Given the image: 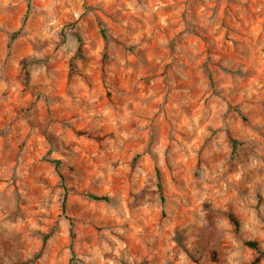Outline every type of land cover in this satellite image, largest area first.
Segmentation results:
<instances>
[{
    "label": "rangeland",
    "instance_id": "1",
    "mask_svg": "<svg viewBox=\"0 0 264 264\" xmlns=\"http://www.w3.org/2000/svg\"><path fill=\"white\" fill-rule=\"evenodd\" d=\"M73 5L81 10L79 20ZM130 5L143 10L134 14ZM41 7L40 0H13L0 8V80L9 84L0 90V184L5 185L0 196L9 204L15 199L7 219L25 220L7 239L0 235V264L4 258L10 264H101L100 257L116 264H228L236 249L223 239L209 249L211 237L202 235L193 195L201 186L193 181L206 168L205 183L211 186L209 177L219 172L221 161L232 165L249 153L264 161V151L256 152L264 145V0H64L55 9L64 26L60 42L39 38ZM68 28L77 43L64 36ZM26 30L37 34L35 42L21 39ZM66 42L68 52L61 48ZM33 49L44 53L40 63L57 57L48 64L54 73L50 84L43 77L30 83L26 61ZM13 57L21 68L10 64ZM226 84L231 88L225 90ZM106 107L115 126L100 114ZM121 117H126L122 123ZM121 132L130 134L123 144ZM158 139L166 148L163 165L151 152ZM189 149L195 157L185 163ZM50 161L60 162L63 178ZM21 164L27 173L25 197L15 175ZM230 175L231 169L219 179ZM254 176L264 177V168L234 182L226 201L216 199V214L225 211L235 238L243 241L240 264L264 261V240L240 235L249 207L264 225V195L255 192L257 204L238 201L252 191ZM220 188L217 183L210 191ZM121 199L131 219L119 211V219L112 215ZM200 207L212 205L205 201ZM186 233L197 237L191 247ZM120 245L126 248L117 257Z\"/></svg>",
    "mask_w": 264,
    "mask_h": 264
},
{
    "label": "clouds",
    "instance_id": "2",
    "mask_svg": "<svg viewBox=\"0 0 264 264\" xmlns=\"http://www.w3.org/2000/svg\"><path fill=\"white\" fill-rule=\"evenodd\" d=\"M108 0H105V3H107ZM13 0H0V8H8L10 5H12ZM40 3L42 5L41 8L38 9V12L41 13L40 19L44 22V27L41 30L42 35L39 37L42 39H48V40H54L56 42H60L64 37L60 35L61 29L64 27L62 24H60L58 16L55 14V9L57 5H60L63 7L64 0H40ZM68 3L71 4L72 0H68ZM132 7L133 13H139L143 9L139 6L130 5ZM150 11H154L155 9L149 5ZM75 17L76 20L80 19L81 10H78L75 5L70 9ZM147 14V13H146ZM91 15V14H89ZM126 23V22H125ZM79 27V25L77 26ZM65 37L70 38L71 43H77L76 36L73 34V29L68 28L65 33ZM21 39L25 40H33L34 42L37 40V34L30 33L26 30L25 34L21 37ZM52 45H49L51 47ZM15 48V45H13ZM71 47L70 43H64L61 45V48L64 52H68ZM70 56L75 55V51H71L69 53ZM57 57H50L47 61V63H40L39 61H43L45 59L44 53L42 51L33 49L30 50L28 53V59L26 61V71L31 74L30 77V83H35L38 77H43L44 82L47 84L51 83V79L54 78V73L50 72L48 69V64L54 63L55 59ZM77 63L79 61L77 60ZM10 64L14 65L16 68H21V65L16 62V58L13 57V59L10 61ZM241 72H247V68H241ZM73 79L75 80V75L73 76ZM9 84L4 83L3 80H0V90H3L5 88H8ZM225 90L231 88V84H226L223 86ZM11 90L13 92L16 91V85L13 82L11 85ZM43 102V101H42ZM227 105L224 104L221 101V110L226 111ZM101 115L105 117H109L108 123L112 124L113 126L116 125V118L111 116V109L106 107L102 110L100 113ZM91 115V113H90ZM126 119V117H121V123L123 120ZM199 120L200 117H194L193 123L196 125V127H199ZM189 130H191V125H189ZM226 134L225 131H222L219 135L223 137ZM118 135H121L123 137V140L120 141L121 144H123L124 140H127L130 136L127 132H121L118 133ZM256 138L255 135L253 137ZM178 151V149H176ZM165 144L162 140H159L152 145L151 152L155 156L156 161L163 165L165 161ZM215 151L220 152L222 151V148L217 147ZM264 151V145H260L257 147L256 152L260 153ZM195 157V152L189 149L188 153L186 155H183V160L185 163H187L190 159H193ZM219 172L216 173L214 176H210L209 178L213 181V184L210 186L208 183H205V175L207 173V169L203 168L199 172V178L197 180L193 181L194 185H200V188H197V190L193 193V195L196 197V216L200 218V227L204 229V232L202 235H207L211 237L208 243L209 249L214 248L218 245V242L220 240H227L229 241L233 247H235L236 251L229 252L228 256V264H240V255H241V249L243 246V241H238L235 238L234 232L232 231L233 225L230 224L228 216L225 211H221L219 215L216 214V199H223L227 200L226 191L230 187H234V182L241 181L247 173L253 172L256 170H259L261 168H264V161L260 160L257 155L253 153H249L247 155V158L240 157L234 164L228 165L225 161H221L219 164ZM231 169V175L223 177V179H219L220 174L223 172L228 171ZM140 169L139 166L137 167V174H139ZM16 182L17 185L20 187V195L22 197L26 196V184L24 181L27 179V173L23 168V164L19 168L16 169ZM11 173H9L10 178ZM219 183L221 185L220 189H217L215 193L210 191V187H215V185ZM252 188V191L246 194H240L238 196V201L242 204H257L258 201L255 199V192L258 190L261 195H264V177H252L251 181L249 182ZM259 186V187H257ZM5 188V185L0 184V193H3ZM9 196L12 195V190L9 189ZM207 201L209 204L212 205L210 209H204L200 207V205H203ZM143 209H149V205L144 203L142 205ZM8 208H15V199H12V203L9 204L6 200L3 199L2 196H0V235L3 236V238L7 239L13 232L18 231L24 224L25 220L21 216H16L14 220L7 219L9 212L7 211ZM42 212L46 211L45 208L40 209ZM137 210H140L137 208ZM119 211V215L123 216L125 220L131 219V213L129 212V209L127 207V204L123 202V199L120 201V207L119 210L113 209L112 215L116 216L119 219V216L117 215V212ZM212 213V219L209 220L207 217L209 213ZM233 214L235 212L233 211ZM260 214L264 215V204L260 205ZM248 216L249 219L247 221L241 220V228H240V235L246 239L250 238H256L257 236L264 240V232L260 231L261 227H264V225H261L260 220L257 219V213L255 209L249 207L248 209ZM193 223H196L195 217H193ZM30 223V221H29ZM31 227L35 229L37 225L35 223H31ZM116 231L119 232L121 235H124V229L123 227L116 228ZM138 231H142V229H138ZM186 239L185 244L191 247V241L195 240L197 237L192 236L190 234L186 233ZM118 245L120 244L119 241L116 242ZM262 247H264V244H262ZM105 248H107V245H105ZM126 248V245H120V248L117 249L115 252V255L119 257L121 255V249ZM111 251V249H108ZM246 259V257H245ZM101 264H116V261L114 260H107L104 261L103 257H100ZM3 264H10L9 260L7 258H4ZM261 264H264V261L261 262Z\"/></svg>",
    "mask_w": 264,
    "mask_h": 264
},
{
    "label": "trees",
    "instance_id": "3",
    "mask_svg": "<svg viewBox=\"0 0 264 264\" xmlns=\"http://www.w3.org/2000/svg\"><path fill=\"white\" fill-rule=\"evenodd\" d=\"M26 20H27V17L25 18L24 23L26 22ZM21 32H22V30L14 33L13 36H12V40L13 41L16 40L21 35ZM102 33H103L104 39L106 40V42H108L109 41V36H108L107 32L103 29L102 30ZM78 42H79V52H81L82 51V46H83V40L81 38H78ZM233 146H234L233 147L234 150H236L237 147H238V144L236 142H233ZM50 162L52 164H54L55 167H56V169L59 170V172H60V168H61L60 162L59 161H50ZM60 176H61V178H63L61 172H60ZM157 177H158L159 180H161V176H160V173L159 172L157 173ZM158 187H159L160 190L162 189V187H161L160 184H159ZM90 198L92 200H95V201H103V202H107V203L112 202V200L110 198H108V197L101 198V197H97V196H94V195H90ZM231 221L233 222V224L235 225V227H239V222L234 217H231ZM44 240L46 242L48 240V237H45ZM248 245L251 248L255 249V250H259V246H258V244L256 242H249Z\"/></svg>",
    "mask_w": 264,
    "mask_h": 264
}]
</instances>
